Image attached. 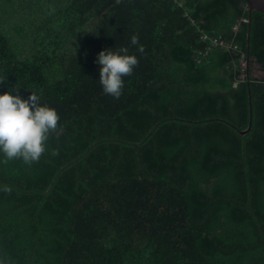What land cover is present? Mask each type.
<instances>
[{"label": "trees", "instance_id": "obj_1", "mask_svg": "<svg viewBox=\"0 0 264 264\" xmlns=\"http://www.w3.org/2000/svg\"><path fill=\"white\" fill-rule=\"evenodd\" d=\"M243 19L244 0H0V94L60 117L38 161L0 155V264H264V14L249 83L203 40L247 57ZM109 49L138 60L118 99Z\"/></svg>", "mask_w": 264, "mask_h": 264}, {"label": "clouds", "instance_id": "obj_2", "mask_svg": "<svg viewBox=\"0 0 264 264\" xmlns=\"http://www.w3.org/2000/svg\"><path fill=\"white\" fill-rule=\"evenodd\" d=\"M131 44H137V37H131ZM102 50L96 56L99 65V83L102 91L118 99L122 94L125 76H130L138 60L135 55ZM124 53V54H122ZM0 79V83L4 82ZM15 86L0 94V155L8 160L20 159L31 164L40 159L46 149V141L56 130L60 119L54 108L39 103V97L32 93L27 99L14 95ZM4 191H10L5 187Z\"/></svg>", "mask_w": 264, "mask_h": 264}, {"label": "built area", "instance_id": "obj_3", "mask_svg": "<svg viewBox=\"0 0 264 264\" xmlns=\"http://www.w3.org/2000/svg\"><path fill=\"white\" fill-rule=\"evenodd\" d=\"M243 22L247 23L248 20L247 19H243ZM237 27L234 28V31L237 32ZM204 41H207L209 44L208 50H210L211 48L214 49H222L225 50L228 53L231 54H235V55H239L240 56V60H239V67L241 70V73L238 77V81H245L247 79L246 77V73H247V67H246V55L241 51V49L239 48V46L237 44L234 43V41H225L223 38L221 37H210L207 35H204L203 37ZM257 78H262L260 75H258V72L256 74ZM238 83H235V86Z\"/></svg>", "mask_w": 264, "mask_h": 264}, {"label": "water", "instance_id": "obj_4", "mask_svg": "<svg viewBox=\"0 0 264 264\" xmlns=\"http://www.w3.org/2000/svg\"><path fill=\"white\" fill-rule=\"evenodd\" d=\"M245 4L248 7L249 19H248V32H247V41H248V51H247V59H246V69H247V79L246 81L250 82V40H251V24H252V14L254 11L261 12L264 14V0H244ZM249 97L251 98L250 92ZM253 123V114H252V103H250V125L248 129L244 131H240L242 136H246L251 128Z\"/></svg>", "mask_w": 264, "mask_h": 264}, {"label": "rangeland", "instance_id": "obj_5", "mask_svg": "<svg viewBox=\"0 0 264 264\" xmlns=\"http://www.w3.org/2000/svg\"><path fill=\"white\" fill-rule=\"evenodd\" d=\"M26 13H29V12H26ZM52 12H50L49 14H48V16L51 14ZM30 14H31V12H30ZM40 14V13H39ZM45 14V13H44ZM33 16V15H32ZM25 17H28V15L26 14L25 15ZM42 19H45V17H43ZM35 25V24H34ZM258 75H260L261 77H263L264 76V74L262 73V72H258Z\"/></svg>", "mask_w": 264, "mask_h": 264}, {"label": "bare ground", "instance_id": "obj_6", "mask_svg": "<svg viewBox=\"0 0 264 264\" xmlns=\"http://www.w3.org/2000/svg\"><path fill=\"white\" fill-rule=\"evenodd\" d=\"M246 76H247V74H246Z\"/></svg>", "mask_w": 264, "mask_h": 264}]
</instances>
